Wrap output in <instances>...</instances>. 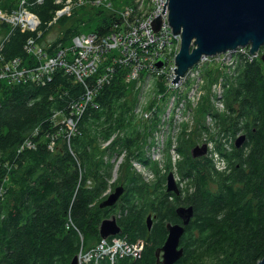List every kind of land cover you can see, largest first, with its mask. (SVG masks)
<instances>
[{
  "label": "trees",
  "instance_id": "obj_1",
  "mask_svg": "<svg viewBox=\"0 0 264 264\" xmlns=\"http://www.w3.org/2000/svg\"><path fill=\"white\" fill-rule=\"evenodd\" d=\"M0 1V10L8 13L20 2ZM36 1L25 4L39 19L36 32L12 30L0 21L2 63L18 58L28 68L36 66L37 60L24 48L29 38L51 55L57 48L71 46L77 35L107 34L120 22L112 10L121 0H108L98 7L77 6L55 21V12L62 9L65 0ZM52 30L55 37L47 41ZM109 56L85 85L62 68H57L45 84L27 78L16 83L0 81V264H70L84 247L86 251L95 247L100 241L101 222L117 211L121 233L114 237L131 244L142 240L144 250L137 258L103 256L97 264H160L156 251L166 239V224L182 223L175 212L180 206H191L193 215L184 226L180 238L183 255L175 264H186L198 252L200 264H257L264 257V63L253 58L242 64L243 69L232 79L225 77L223 113L211 112L207 96L199 102L195 131L206 132L210 141L215 139L205 126V118L211 116L218 130L232 137L233 144L228 154L216 145L215 151L227 164L226 172H217L207 155H184V148L191 145L192 149L197 143L177 138V150L185 160L183 165L178 163L177 171L193 188L190 193L186 188L181 197V193L166 192L164 178L159 175L151 183L144 182L130 164L134 157L144 167L151 163L144 148L153 143L151 135L160 129L166 87L161 81L156 83L152 91L155 99L161 96V104L157 101L150 106L156 107V112L149 121L137 123L133 110L140 88L136 81H126L129 66L113 65L108 74ZM104 74L108 80L97 86L95 80ZM221 74L215 67L204 68L207 94ZM86 85L93 99L75 117L74 131L68 138L64 121L72 113L71 106L85 95ZM55 118L61 120L56 122ZM185 130L183 126L182 133ZM238 133L245 140L236 148ZM120 153L124 161L111 187L123 186L125 191L114 206L101 208L100 203L107 198L104 193L111 179L112 160ZM166 170H171L168 164ZM218 225L220 233L215 232Z\"/></svg>",
  "mask_w": 264,
  "mask_h": 264
},
{
  "label": "built area",
  "instance_id": "obj_2",
  "mask_svg": "<svg viewBox=\"0 0 264 264\" xmlns=\"http://www.w3.org/2000/svg\"><path fill=\"white\" fill-rule=\"evenodd\" d=\"M26 1L20 0L18 7L10 13L3 14L0 11V21L7 23L12 30L18 28L22 32H36L39 27V19L26 9ZM41 1L37 0L38 3ZM68 1L70 3L71 0ZM68 1L64 3L62 9L55 12L53 21L63 15H69L71 10L77 6L89 4L98 7L108 3V0H76L74 3L68 4ZM56 3H60L59 0ZM164 4L165 12L163 14ZM167 4L168 0H139L137 1V8L140 5V7H143L141 10L135 9L136 4H129L126 8L117 12L120 22L114 24L111 32L103 35L98 33L77 35L72 39L71 46L57 48L55 53L51 55L46 53L44 48L37 44L34 38H29L25 42L24 48L26 53L37 60V65L28 68L18 58L2 63L0 57V81L7 79L16 83L22 82L27 78L45 84L46 81L51 79L52 73L57 68H62L67 75L72 76L76 81L85 85L110 55L111 66L108 68V74L112 73L113 65L127 64L130 68L127 82L136 81L138 84V82L147 80L148 84H150L155 78V86L157 82L161 81L166 87L168 95L172 93L176 95L178 92L177 103L180 96L187 93L190 87V77H193L194 86L190 87L189 91L197 85V78H199L200 82L202 81L198 74H201L203 68L214 66L223 73L224 70H228L225 65L228 56L239 57L241 62L243 61L242 64L249 58H254L247 47L237 48L235 51H227L214 56H203L195 66L187 71L184 77H181L176 84H173L172 79L175 78L174 59L180 47V37L173 34L169 25ZM157 18L160 20V26L158 30H154L153 22ZM242 50H244L245 54L241 52ZM159 62H162V66L157 68L156 64ZM225 77L228 76H218L211 85V93L219 97L217 101L221 99ZM106 80H108V75H101L95 80V84L100 86ZM84 87L86 88L85 95L80 101L71 106L72 113L64 121L69 131L67 134L68 138L74 131L75 117L80 115L93 99V92L87 89V85ZM181 88L185 92L179 94ZM201 90L200 88L199 93H201ZM155 112V108L151 107L149 113L143 115L141 119L149 121ZM155 139L157 140L158 137L156 136ZM205 144L209 148L208 143ZM216 164L217 167L223 166L222 158H218ZM141 245L140 242L131 244L123 238L100 239L99 244L93 249L89 251L80 250L77 256L78 264H89L92 258L94 259L92 264H97L96 260L103 256H111L112 258L115 256H132L137 258L142 252L143 246Z\"/></svg>",
  "mask_w": 264,
  "mask_h": 264
},
{
  "label": "water",
  "instance_id": "obj_3",
  "mask_svg": "<svg viewBox=\"0 0 264 264\" xmlns=\"http://www.w3.org/2000/svg\"><path fill=\"white\" fill-rule=\"evenodd\" d=\"M167 9L172 32L180 37V47L174 59L173 84L184 77L203 56H214L241 47H248L250 53L255 55L264 46V0H168ZM159 26L160 20L157 18L153 22L154 30H158ZM261 61L264 63V54ZM161 66L162 62L156 64L157 68ZM244 140V135L238 136L235 147L239 148ZM190 151L192 158H199L207 154L208 147L204 143ZM166 182V192L178 196L179 190L172 172L168 173ZM122 193L123 187L118 186L100 203V207L114 206ZM175 212L182 223L166 224V239L156 251V262L160 264H175L183 255L180 238L184 226L193 215V209L191 206H180ZM146 222L150 228V216H147ZM120 233L121 229L114 216L103 220L99 226L100 239ZM70 264H78L77 256L72 258ZM257 264H264V257Z\"/></svg>",
  "mask_w": 264,
  "mask_h": 264
},
{
  "label": "rangeland",
  "instance_id": "obj_4",
  "mask_svg": "<svg viewBox=\"0 0 264 264\" xmlns=\"http://www.w3.org/2000/svg\"><path fill=\"white\" fill-rule=\"evenodd\" d=\"M67 1L68 0H65L64 3H67ZM75 1L76 0H71L70 3L68 1V4L74 3ZM122 1H126V3L121 5ZM137 1H139V0H121L120 4L116 7H114L112 12H115V13H117V11L120 12L121 10L126 8L129 4L130 5L136 4L135 9L141 10L143 7H140V5H138V8H137ZM0 2H3V1H0ZM13 2H15V0H13L12 3ZM59 2H62V0H59ZM36 3H38V2L36 1ZM105 4L106 3H104L103 5H105ZM85 5H88V4H85ZM0 11H2V10H0ZM2 12H3V14L8 13V12H4V11H2ZM46 36H47L46 40L51 41L54 39L55 33L52 30ZM241 52L243 54H245L244 50H242ZM263 54H264V49L262 47L259 52H257L255 55H252V56L255 59L257 58V59L261 60V56ZM251 60H252V58H249L247 61H251ZM242 62H241L239 57H231V56L229 57L228 56L227 60L225 61V65L227 66L228 70H224L223 74H221L220 76H223V75L227 76L229 74L230 76H228V77L230 79H232L231 77L236 76L238 74V72L243 69L242 68ZM123 66H127V64L123 65ZM212 67H214V66H212ZM203 70H204V68H203ZM203 70L201 71V74H198V76L200 75V79L202 81L200 82L199 78H197L196 79L197 85L191 91H189V90H190V87L194 86V80H193V77L189 78L190 87L187 90V93L185 94L183 99L177 101V103H176V98L178 96L177 95L178 92H177L176 95H174L175 93L168 95L167 100H165L164 103H162L161 111L159 112L161 125L159 124L158 127L160 129L158 132H155L154 134L151 135V136H153V139H152L153 143L151 145H149V143H148L147 146H145V148H144L145 149V156L147 158H150V161H151L149 167L142 166L143 164H141L139 162L137 157H134L130 160V164L132 166L133 173L138 175L146 183H151L152 181H154L156 178V175H159L162 179L164 178V181H166V177H167L168 173L173 171L175 180L179 184L176 186H178L177 188L179 191H181V190L183 191V193L180 192L181 197H183L185 195L186 188L189 189L188 193L193 191V188L191 187V183H190L189 179L179 175L178 171H177L178 163L183 165V163L185 161L183 158L184 155L188 152L190 154V152H191L190 146L191 145L188 148H184L185 153H184V155H182L177 150V148L179 146L177 138L179 136H181L183 142H186V143L191 142L194 144L197 143V145H201V143H203V144L208 143L209 148H208V152H207L206 157H208V159L211 160L212 163H214V168L217 172H226L227 171V164H226V160L221 155H219V153L217 151H215L216 145H221L223 150H224V153L228 154L229 151L231 150V142L233 141L231 136H227L226 133L218 130V126L216 124V121L211 116H207L205 118V126H208L210 128V134L212 136L216 137L215 139H212L210 141V137L208 136V134L206 132L199 133V132L195 131L196 129L194 128V124L197 121L196 110L199 107V102L202 100V98L204 96L209 97L210 105H212V107H213V111H211L212 113L217 112V113L221 114L225 111V105H224L222 99H221V101H220V99H219V101H217V99L219 97L213 95L211 93V89H210L209 94H207V92H205L204 87H203L205 85V79L202 76ZM137 85H138L137 87L140 88V91H139V95L137 97V105L133 110V114L136 117V122L140 123V121L142 120L141 118H143V115H147L149 113L150 108H151L150 106H152V104H155V102H157V101L159 102V104H161V96H156V99L154 97V95L156 93V92L155 93L153 92L155 89V78L151 81L150 84H148V81L146 80L145 82H142V81L138 82ZM200 88L202 89L201 93H199ZM182 92H185L183 88H181L179 90V94ZM222 95H223V93H222ZM182 96L183 95H181L180 98H182ZM184 101H186L185 104H184ZM154 108L156 110V107H154ZM148 119H150V118H148ZM54 120H56V122H59L61 120V118H57V119L55 118ZM183 126H185V128H186L185 133L183 131L184 135H182L183 134L182 133V127ZM240 135H243V134L238 133L235 137L240 136ZM156 136L158 137L157 140L155 139ZM168 143H169V147H167ZM107 144H108V142L105 144V146ZM232 144H233V142H232ZM120 154L121 155L118 154V156H115L112 160L114 165H113V169L111 172V179L108 181V189L104 193V194H106V196H108L109 194L114 192L113 190H115L114 188L112 189L111 186L114 182H116V178L118 176V170L120 168L119 166L123 163L122 161H124V154L123 153H120ZM218 158L219 159L222 158L223 166L217 167L216 162H217ZM167 159H169V162H167ZM219 162H220V160H219ZM167 164L169 167H171L170 171L166 170ZM225 166H226V169H225ZM117 186H119V185H117ZM165 189H166V187H165ZM124 191H125V189H124ZM124 191H123V193H124ZM123 193H122V195H123ZM119 199H118V202H119ZM119 204L117 206H119ZM119 213L120 212L117 211V214L112 213V215L115 218H117V216H120ZM222 215H221V218H222ZM217 231L220 233V225L217 226L215 232H217ZM137 242L141 243V241H139V240ZM98 244H99V242L95 246H97ZM91 249H93V248H91ZM91 249H89V250H91ZM89 250H87V251H89ZM83 251H86L85 247H84ZM199 256H200V252L196 253V256L191 257V259L188 260V262L186 264H200V261L198 259Z\"/></svg>",
  "mask_w": 264,
  "mask_h": 264
},
{
  "label": "flooded vegetation",
  "instance_id": "obj_5",
  "mask_svg": "<svg viewBox=\"0 0 264 264\" xmlns=\"http://www.w3.org/2000/svg\"><path fill=\"white\" fill-rule=\"evenodd\" d=\"M172 174H173V177H174V172H173V171H172ZM166 178H167V177H166ZM174 181H175V184H176V185H179L178 182L175 180V177H174ZM166 183H167V182L165 181V182H164V186H165V187H166ZM122 187H123V186H122ZM177 187H178V186H177ZM116 188H117V187H116ZM116 188H115V189H116ZM123 191H124V189H123ZM180 192L183 193L182 190L179 191V194H180ZM112 193H113V192H112ZM183 207H185V206H183ZM148 216H150V215H148ZM150 217H151V216H150ZM150 220H151V218H150ZM146 223H147V222H146ZM150 228H151V227H150ZM150 228H148V229H150ZM139 241H141V243H142V246H143V248H142V252H143V250H144V242H143L142 240H139ZM142 252H141V253H142Z\"/></svg>",
  "mask_w": 264,
  "mask_h": 264
}]
</instances>
